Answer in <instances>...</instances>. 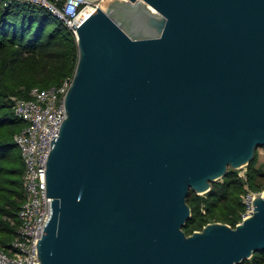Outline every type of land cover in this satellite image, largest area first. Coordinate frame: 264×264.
<instances>
[{
	"label": "water",
	"instance_id": "1",
	"mask_svg": "<svg viewBox=\"0 0 264 264\" xmlns=\"http://www.w3.org/2000/svg\"><path fill=\"white\" fill-rule=\"evenodd\" d=\"M77 45L41 264H242L263 251L264 190L235 227H184L191 190L264 148V0H111Z\"/></svg>",
	"mask_w": 264,
	"mask_h": 264
},
{
	"label": "trees",
	"instance_id": "2",
	"mask_svg": "<svg viewBox=\"0 0 264 264\" xmlns=\"http://www.w3.org/2000/svg\"><path fill=\"white\" fill-rule=\"evenodd\" d=\"M78 62L77 37L47 8L29 3L4 6L0 1V246H8L20 225L24 201L25 165L15 136L26 122L15 113L14 97L28 98L34 87L48 88L73 77ZM258 153V151H257ZM247 166L250 187L264 190V171ZM245 183L238 170L230 169L203 195L193 190L188 202L192 218L184 227L188 234L210 222L236 226L245 210ZM242 264H264V250Z\"/></svg>",
	"mask_w": 264,
	"mask_h": 264
},
{
	"label": "built area",
	"instance_id": "3",
	"mask_svg": "<svg viewBox=\"0 0 264 264\" xmlns=\"http://www.w3.org/2000/svg\"><path fill=\"white\" fill-rule=\"evenodd\" d=\"M4 6L29 3L47 8L77 37V27L98 8H106L111 0H0ZM68 77L48 88L34 87L28 98L14 97L15 113L26 126L15 136L25 165L23 176L24 201L19 210L20 225L16 237L5 247L0 246V264H41L37 239L41 238L52 215L53 199L47 196V163L53 140L60 134L65 119V96L72 84ZM239 174L245 183L242 220L253 214L252 190L247 175ZM241 220V221H242Z\"/></svg>",
	"mask_w": 264,
	"mask_h": 264
},
{
	"label": "rangeland",
	"instance_id": "4",
	"mask_svg": "<svg viewBox=\"0 0 264 264\" xmlns=\"http://www.w3.org/2000/svg\"><path fill=\"white\" fill-rule=\"evenodd\" d=\"M255 166L258 167V168H260V169H262L264 171V148L263 147H261V148L258 149L257 159H256V162H255ZM245 169L246 168H242V169L238 170V174L245 173V171H246ZM219 181H222V179L219 180Z\"/></svg>",
	"mask_w": 264,
	"mask_h": 264
}]
</instances>
